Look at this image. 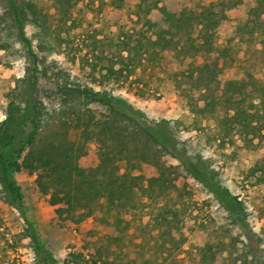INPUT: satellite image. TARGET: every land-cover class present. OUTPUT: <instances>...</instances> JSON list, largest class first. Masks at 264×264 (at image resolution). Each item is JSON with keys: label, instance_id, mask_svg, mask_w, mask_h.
I'll list each match as a JSON object with an SVG mask.
<instances>
[{"label": "trees", "instance_id": "1", "mask_svg": "<svg viewBox=\"0 0 264 264\" xmlns=\"http://www.w3.org/2000/svg\"><path fill=\"white\" fill-rule=\"evenodd\" d=\"M54 1L57 17L34 1L0 0V66L8 56L23 53L27 66L15 95L19 97L27 86L30 89L13 152L0 153L4 194L24 218L26 235L38 252L39 235L15 177L21 171L37 176L39 191L59 218L79 223L101 213L111 232L92 264H124L112 250V241L128 228L126 215L146 206L162 229V246L171 242L172 254L179 216L175 200L182 194L176 167L166 157L184 162L179 134L214 119L223 141L238 128L247 137L264 136V0H202L198 7L177 11L158 1L141 2L140 29L122 32L109 42L95 40L86 52L73 34L78 27L73 12L77 6L92 7L96 0ZM125 4L126 0H110L107 13L114 16ZM239 14L242 20L234 33L255 48L257 61L227 77L229 50H219L215 41L220 28ZM27 24L36 29L37 47L27 34ZM54 53L71 55L81 64L84 77L75 79L65 65L49 60ZM202 53L208 58L197 64ZM174 63L176 69L171 70ZM170 70L188 107L186 114L173 120L150 121L141 110L123 107L107 88L130 79L144 84L147 74ZM42 78L51 83L44 89L49 102L38 97ZM14 104L13 100L10 105ZM93 141L97 149L91 152ZM251 169L253 174L264 172V165ZM261 212L264 216V206ZM198 247L204 264H223L225 242L203 241Z\"/></svg>", "mask_w": 264, "mask_h": 264}, {"label": "rangeland", "instance_id": "2", "mask_svg": "<svg viewBox=\"0 0 264 264\" xmlns=\"http://www.w3.org/2000/svg\"><path fill=\"white\" fill-rule=\"evenodd\" d=\"M20 4L34 1L52 17L58 16L54 0H18ZM158 1L170 10L200 5L202 0H126L122 11L114 16L108 12L110 0H96L92 7L74 9L78 27L73 30L76 43L83 52L93 47L95 40L109 42L126 31L138 30L142 21L137 15L141 2ZM107 10V11H106ZM244 14V10L242 12ZM223 25L216 37L219 50L228 48V69L231 77L239 67L249 69L256 61L255 48L234 33V26L241 23V14ZM27 34L37 47L36 29L26 26ZM18 46V44H17ZM3 54V51L0 52ZM71 56V55H70ZM65 53H54L49 60L65 65L73 78L84 77L81 64L73 62ZM208 55L197 57L203 63ZM27 61L23 53L8 56L0 66V153L13 152L21 130L29 87L16 97L19 79L25 75ZM177 66V65H176ZM175 63L171 70L176 69ZM146 75V83L130 79L124 83L109 84L118 102L125 108L141 110L148 120L159 122L173 120L188 112L185 100L175 88L171 72ZM51 83L42 78L38 97L47 102L44 89ZM14 105H10L12 101ZM214 119L204 120L203 125L179 134L178 146L185 158L167 156V162L176 167L177 184L181 197L176 198L179 210L175 218V250L170 254L167 241L162 246V229L148 206L126 215L129 226L117 232L119 240L111 248L124 264H204L198 244L203 241L225 242L223 264H253L264 260V172L252 173V165H264V136L247 137L241 128L221 140L215 130ZM13 141L14 145L7 144ZM97 143L90 142L89 150L96 151ZM121 163V171L125 170ZM24 195L39 235L41 251L26 235V223L21 213L8 201L0 176V264H92L97 249L108 244L111 232L101 220V213L75 223L59 218L56 208L49 203L36 184V175L21 171L15 175ZM242 202L244 207H241Z\"/></svg>", "mask_w": 264, "mask_h": 264}]
</instances>
